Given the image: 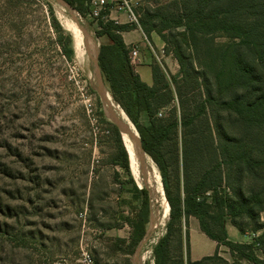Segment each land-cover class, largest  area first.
<instances>
[{
  "label": "trees",
  "instance_id": "obj_1",
  "mask_svg": "<svg viewBox=\"0 0 264 264\" xmlns=\"http://www.w3.org/2000/svg\"><path fill=\"white\" fill-rule=\"evenodd\" d=\"M64 1L79 16L87 17L91 0ZM48 11L58 25L50 4ZM160 11L144 17L141 29L144 34L156 32L179 70L177 76L167 77L162 67L153 65L151 86L131 66L130 49L121 37L128 28L109 20L93 22L96 38L106 36L111 42L99 48L103 80L138 132L145 154L162 174L169 219L166 233L153 247V264H229L218 250L199 261L191 260V217L209 240L229 250L234 262L264 264V221L260 218L264 212V0H172L164 13ZM154 19L160 22L159 28ZM168 30L175 35L168 37ZM217 36L228 42L215 43ZM68 40L65 52L70 59L72 37ZM141 116L147 126L139 123ZM106 124L105 132L115 136L120 148L132 199L140 200L135 216L122 219L131 228L128 244L117 240L133 249L150 223V195L146 186L139 188L132 179L121 136L111 123ZM179 161L181 177L177 174L173 193L167 167H178ZM223 165L228 171L222 170ZM245 178L249 185H244ZM227 220L241 234L253 235L251 242L231 240Z\"/></svg>",
  "mask_w": 264,
  "mask_h": 264
},
{
  "label": "rangeland",
  "instance_id": "obj_2",
  "mask_svg": "<svg viewBox=\"0 0 264 264\" xmlns=\"http://www.w3.org/2000/svg\"><path fill=\"white\" fill-rule=\"evenodd\" d=\"M171 1L139 0L140 27L144 17L154 16L158 9L164 13ZM48 4L58 25L52 21ZM61 10L51 0H0V264H84L82 252L93 264H133L136 247L118 243L108 228L137 213L140 200L132 199V184L121 167L115 136L105 132L109 121L85 45L82 42L78 55L72 32L63 27L73 22ZM78 17L100 48L94 21ZM154 22L159 28L160 22ZM150 34L159 37L156 32L145 35L149 38ZM165 34L171 37L175 32ZM69 36L70 59L65 52ZM227 42L225 37L215 38L217 44ZM159 61L156 64L162 67L163 59ZM139 123L147 126L144 116ZM151 170L163 189L162 174L147 155L144 173L139 165V180L131 177L139 188L146 186L150 216L156 217ZM222 170L228 167L223 165ZM181 171V161L178 167L168 164L173 193ZM243 181L250 184L247 178ZM260 218L264 221V212ZM168 219L164 226L155 220L140 264H153L152 250L166 233ZM251 240L250 236L242 243ZM223 249L220 257L229 264H247L234 262L229 250ZM255 253L262 256L260 250Z\"/></svg>",
  "mask_w": 264,
  "mask_h": 264
},
{
  "label": "crops",
  "instance_id": "obj_3",
  "mask_svg": "<svg viewBox=\"0 0 264 264\" xmlns=\"http://www.w3.org/2000/svg\"><path fill=\"white\" fill-rule=\"evenodd\" d=\"M107 16L109 21H117V25L128 28L121 33V37L127 48L131 49L134 47L137 50V56L135 57V59H132L130 63L135 73L139 76L140 80L143 83L148 86H151L153 84L152 66L156 64L157 60L159 61L161 59H163L162 69L167 77L169 75H177L178 66L176 60L171 54H166L164 52V43L159 39V37H154L153 34H150V37L148 38L141 28L129 26L126 23L127 19L124 13L110 10ZM92 25L96 29V23H93ZM97 41L99 42V46H106L111 44L106 36L98 37ZM159 63L161 62L159 61ZM134 216L135 214L134 212H132L129 215V218H132ZM225 228L229 238L238 243L247 242L246 240L249 239L250 236L253 237V235H250L248 233L241 234L234 226H232L229 220L226 221ZM108 232L110 236L114 237V239L125 240L128 244L131 235V228L126 222H122L118 227L110 226L108 228ZM189 242L190 258L192 261H199L204 257L212 256L217 250L220 255H222V252H225L223 246H218L217 243L209 240L201 232L198 221L193 217L189 219ZM139 262V260H135L132 257L133 264H140Z\"/></svg>",
  "mask_w": 264,
  "mask_h": 264
},
{
  "label": "water",
  "instance_id": "obj_4",
  "mask_svg": "<svg viewBox=\"0 0 264 264\" xmlns=\"http://www.w3.org/2000/svg\"><path fill=\"white\" fill-rule=\"evenodd\" d=\"M51 1L59 5L68 14V16L75 23V25L77 26L81 34L82 42L85 45L88 56L92 63V73H93V76L96 82V91L100 98V101L104 105V116L116 128L120 136L122 134H127L132 138L133 136L131 135L129 131V127L124 123L123 119L118 115L117 111L115 110V105L113 104V102H111L110 94L105 87L104 80H103V77H102V74L99 68V64H98L99 48L94 43V40L89 35V32L87 31V29L79 21L78 13L66 1L64 0H51ZM134 141L139 149L138 161H139L141 173H144V163H145L146 154L142 148L139 135H138V139ZM125 151L127 153L128 160H129V155H128V151L126 148H125ZM154 222H155V216L151 215L150 216V227L147 229L145 237L138 244V246L136 247L134 251L133 258L135 260L140 259L142 249L149 242L150 236L152 233V228L155 226Z\"/></svg>",
  "mask_w": 264,
  "mask_h": 264
},
{
  "label": "bare ground",
  "instance_id": "obj_5",
  "mask_svg": "<svg viewBox=\"0 0 264 264\" xmlns=\"http://www.w3.org/2000/svg\"><path fill=\"white\" fill-rule=\"evenodd\" d=\"M61 11L65 12L63 9ZM63 27L72 32L73 37L75 38V50H76L77 54L79 55L82 51L83 46H82L81 34H80L77 26L73 22V23H63ZM111 102H112V100H111ZM115 110L117 111L118 115L123 119L124 123L129 127V131H130L131 135L133 136L132 137L133 139H132L129 135L122 134L121 140H122L123 146L128 151L131 173L135 178H137V177H139V172H140L139 171V165H138L139 149H138L134 140L138 139V133H137L135 127L133 126V124L130 122V120L125 115V113H123V111L121 109L116 108V106H115ZM146 175H148V174H146ZM150 175L152 177V179H151L152 180V185H151L152 186V194H153V196L156 200V204H157V213H156L155 220L157 222V225L161 226L168 219L169 205L165 199V196H164L165 194L163 192L162 186H161L158 178L156 177V175L154 174V172L152 170L150 172ZM147 258H149V257H147Z\"/></svg>",
  "mask_w": 264,
  "mask_h": 264
},
{
  "label": "built area",
  "instance_id": "obj_6",
  "mask_svg": "<svg viewBox=\"0 0 264 264\" xmlns=\"http://www.w3.org/2000/svg\"><path fill=\"white\" fill-rule=\"evenodd\" d=\"M139 5V0H91L88 4V17L97 20L102 17L108 20V16H102L110 10L124 13L126 15V23L129 26L141 28L138 20L136 9ZM117 24V21L114 22ZM137 56V50L133 47L130 49V61ZM161 116V114H159ZM159 240V239H158ZM158 242V241H157ZM82 262L84 264H93L92 259L86 252L81 253Z\"/></svg>",
  "mask_w": 264,
  "mask_h": 264
}]
</instances>
